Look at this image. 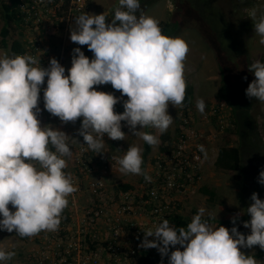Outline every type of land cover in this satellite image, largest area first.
Listing matches in <instances>:
<instances>
[{"label": "clouds", "instance_id": "1", "mask_svg": "<svg viewBox=\"0 0 264 264\" xmlns=\"http://www.w3.org/2000/svg\"><path fill=\"white\" fill-rule=\"evenodd\" d=\"M247 14L259 44L264 45V10L251 8ZM107 17L105 12L83 11L75 18L70 40L86 45L93 57L74 48L67 75L56 58L42 67L40 57L0 54V231L31 238L58 230L68 197L78 191L65 169L73 156L72 145L79 142L52 125L41 126V91L43 108L63 124L82 118L77 134L85 143L79 144L96 154L104 153L105 136L125 140L128 135L122 131V121L136 138L158 145L159 136L144 129L163 134L173 123L169 105L177 108L183 104L184 62L189 52L186 40L164 35L159 21L141 11L140 0H118L110 23H106ZM248 71L255 79L248 84L246 96L264 102V62L254 61ZM107 84L121 96L94 87ZM124 96V111L117 113L114 106ZM196 108L205 113L203 98L196 101ZM198 149L207 155L204 145ZM142 151L139 145H129L114 159L122 174L142 175L151 182L142 168ZM258 183L264 186V168ZM250 199L246 213L251 219L243 222L250 234L241 233L236 226L213 225L210 216L205 218L206 209L200 207L186 227L162 218L143 231L139 247L157 249L161 264L165 257L167 264H257L254 255L241 251L257 245L264 250V199L256 192ZM238 219L239 214L232 217L233 225ZM15 255L14 250L0 246V264Z\"/></svg>", "mask_w": 264, "mask_h": 264}, {"label": "built area", "instance_id": "2", "mask_svg": "<svg viewBox=\"0 0 264 264\" xmlns=\"http://www.w3.org/2000/svg\"><path fill=\"white\" fill-rule=\"evenodd\" d=\"M86 6V0H20L21 25L27 36L21 42L22 51L15 54L40 57L41 66L47 67L51 54L49 39L58 34L62 26L68 31L72 17L83 12ZM42 87H46V82ZM42 94L41 91L40 96ZM215 104L210 113L203 116L206 123H212L216 106L228 113L225 102ZM192 113L189 110L187 115L182 114L173 149L152 167L151 185H145L142 190H110L105 177L119 170L115 157L108 152L96 154L87 150L86 145H81L85 143L82 140L73 158L75 173L72 178L78 191L68 197L71 219L60 224L54 232L41 233L40 246L33 255L35 262L135 264L139 261L138 255L146 250L155 252L162 259L157 249L139 247L144 238L143 231L162 218L170 222L186 194L201 185L206 156L198 146L204 145L207 153L206 141L215 138L217 132H223L227 124L226 119L220 120L216 130L207 135L195 125ZM41 114L42 110L38 116L40 121ZM93 158L96 162H92ZM93 174L97 176L93 177ZM87 193L91 199L83 204L82 197ZM163 260L167 262L166 257Z\"/></svg>", "mask_w": 264, "mask_h": 264}, {"label": "rangeland", "instance_id": "3", "mask_svg": "<svg viewBox=\"0 0 264 264\" xmlns=\"http://www.w3.org/2000/svg\"><path fill=\"white\" fill-rule=\"evenodd\" d=\"M86 1L87 6L84 12L87 11V13L91 14H102L105 12L108 15L106 23L111 22V16L114 14L115 7L118 6V0ZM140 4L141 11H143L146 15H150L156 18L159 23H161L162 21L172 22V19L175 15L177 17L180 16L179 13L181 8V0H140ZM251 8L264 10V0H257L255 5ZM247 10L248 9L244 10L243 12H241V14L248 17ZM190 23V26L177 31L173 37H182L189 45V52L184 62V78L186 84H192L194 87L195 101L193 118L195 125L205 130L207 135H209L211 134V130H216L217 123H206L203 120V116L205 113H207L208 107L212 105V101L217 99L216 94L220 86V70L215 58V52L210 48L211 43L202 37L201 31L195 26L197 22L192 20L190 21ZM174 24L177 26L176 23ZM3 25L4 21L0 12V54L7 53L8 55H12L13 52L11 50V46L13 44V41L19 39L22 42L24 40V37L27 35L22 28L21 23H15L11 30V34L7 38L8 45L4 46L1 42V40L3 39L1 33ZM72 27H75V25L71 23L69 30L66 31L62 26L59 33L49 39L50 42L51 39L54 38L52 40L53 45H49V49L50 52L54 53L53 58H56L58 62L65 67L66 75L68 74L67 69L71 67L72 50L76 47H80L86 55V50L88 49L86 45L81 46L70 40V32ZM248 39L250 57L252 58L253 62L256 60H261V58L264 57V45L259 44V37L255 35L254 28L249 30ZM92 57L93 54L91 52V58ZM212 70H214V74L211 72ZM253 79H255V77H253ZM94 87L98 91H110L117 97L121 96L120 91L113 89L111 84ZM42 98L43 94L41 95V101L39 104V107L42 110L41 121L43 126L52 125L53 127L58 128V125L61 123V121L58 117L52 116L43 108ZM200 98H203L206 103L204 114H201L196 108V101ZM126 99V96L122 97L121 102L117 103V105L114 106V110L116 111V109L119 108L120 113H122L124 111L123 100ZM261 105V109H264V102H261ZM180 110H182V105L176 108L170 104L168 108L169 114L173 117V123L170 125L167 131L172 132V141L174 140L173 142L177 140L176 138L178 136V134L176 133V127H179L180 125ZM81 119H78L75 123H67L69 127H71V129L67 130L70 131L72 135L76 134V129L80 128ZM257 121L258 126L255 130L250 131V133L247 135L248 137L246 135H243L235 138V142L239 141L238 143L241 145L243 170L241 168L239 171H224L218 169L215 165V161L218 156V150L221 145L225 143L227 132H217V136L215 138H211L210 140L206 141L207 155L205 160V179L203 180L201 185L198 184L187 193V197L184 198V200L180 204L181 206L179 213L192 217L197 214L200 207H204L206 209L205 217L210 216L212 219H224L228 214H232L229 211V209L231 208L246 213L244 211H246V208L252 203L250 197L253 192L257 193L259 191V198L264 199V195H261L264 191V186L263 190H260V184L258 183L259 172L261 168L264 167V115L259 114ZM121 123L122 131H124L126 135H128L126 136L125 140L114 141L110 140L109 138L105 140L103 151L108 152L111 157L122 156L123 151H126L129 145H139L143 149L144 142L132 135V133L129 131V128L127 126L125 127V122L122 121ZM139 129L140 126L138 125L137 130ZM153 134L159 136V140L161 143L162 134H159L158 130L156 129H153ZM79 138L80 139L78 140V142L80 143L83 137L79 136ZM160 143L156 146H153V151L148 161L145 164L143 162L142 168L147 172L148 175H150L154 163H157V159L160 156ZM111 144L114 146V148L111 147ZM235 144L232 143V145ZM116 172L117 174H121L119 170ZM236 175H239L240 177L238 178L236 177ZM143 180L144 177L142 175L128 174L124 175L123 178H117L116 184L117 187H119L122 184L129 183L134 188L139 189V187H141V184H143ZM202 186H206L210 190H213L215 192V197L211 199L209 195L204 194L201 191ZM89 199L90 197L88 195L83 196V204H87ZM243 200H245L246 202ZM9 207L11 209V205H9ZM250 219V215L245 214L243 220L239 218L235 225L222 224V226H225L228 229L236 226L238 228V231H240L241 233L250 234V228L243 227V222ZM230 222H232V217ZM211 223L213 225H218L216 222ZM39 235L40 233L31 238H21L17 236L15 231L8 234L6 233V236L3 237L4 239L0 241V246H3L8 250H14L16 252V255L10 261H7L6 264H24L26 262L30 264H37L35 262V256H33L35 253L34 249L25 250L24 243H26L27 245L28 240L32 239V241H30V244L34 246V248H38L40 246L38 237ZM258 248L259 246L257 245L253 246V248L251 249H241V251L244 252L245 255H248L251 253H255ZM256 259L257 264H264V256ZM135 264L143 263L141 261H136ZM163 264H167V262L163 261Z\"/></svg>", "mask_w": 264, "mask_h": 264}, {"label": "trees", "instance_id": "4", "mask_svg": "<svg viewBox=\"0 0 264 264\" xmlns=\"http://www.w3.org/2000/svg\"><path fill=\"white\" fill-rule=\"evenodd\" d=\"M256 2L257 0H181L180 16L177 17L175 15L172 22L162 21L159 23L162 33L173 37L177 31L190 26V21L197 22L195 26L201 31L202 37L211 43L210 48L215 52V58L220 70V86L216 94L217 99L212 101L213 103L208 107L207 112L210 113L211 108L216 105V101L225 102L228 108L227 113L216 106L217 113L211 116V122L213 123L219 124L222 119H226L227 123L222 129L223 132H227L225 143L219 148L215 161L216 167L224 171H239L241 168L243 170L242 149L238 143L239 141L235 142V138L243 135L247 136L250 131L255 130L258 126L257 118L261 113V102L256 100V98L250 99L246 96L248 84L252 82L254 77L248 71V66L253 62L248 46V32L254 27L251 19L241 14L244 10L253 7ZM19 3L20 0H0V12L4 21L1 31L3 36L1 42L4 46L8 45L7 38L11 34L13 25L22 22ZM78 15L72 17L73 25H75L74 21ZM22 49L21 40H14L11 46L12 52L18 53ZM86 56L91 59V51L88 49L86 50ZM260 61L264 62V57ZM194 99V87L188 83L186 84L185 100L179 113V122H182V114L187 115L189 110L193 112L192 118L194 117ZM116 112L120 113L119 108L116 109ZM145 131L153 133L151 128H146ZM178 131L179 127L177 126V134ZM172 139L171 131L162 134L158 161L173 149L177 140L173 142L174 140L172 141ZM232 143L236 144L232 145ZM152 151L153 146L144 142L142 153L144 164L148 161ZM92 162H96V159L93 158ZM236 177L239 178L240 176L236 175ZM147 184L151 185L150 182L144 179L139 190H142ZM133 188L131 184H122L118 187V190ZM201 191L209 195L211 199L215 197V192L206 186H202ZM257 193L259 194V191ZM261 195H264V191ZM180 206L178 204V210L171 216L170 223L175 224L177 227H186L192 217L179 213ZM229 211L232 214H228L224 219L211 218L210 223L232 225L233 223L230 222L231 217L239 214V218L243 220L244 215L247 214L233 208L229 209ZM70 219V213L66 208L62 213L61 225L68 223ZM248 255H254L255 258H259L264 256V250L258 248L255 253ZM138 256L139 261L143 264H161L162 259L155 252L146 250L142 251ZM24 264L30 263L26 262Z\"/></svg>", "mask_w": 264, "mask_h": 264}, {"label": "crops", "instance_id": "5", "mask_svg": "<svg viewBox=\"0 0 264 264\" xmlns=\"http://www.w3.org/2000/svg\"><path fill=\"white\" fill-rule=\"evenodd\" d=\"M87 12V11H86ZM54 39V38H53ZM53 39H51V41L49 42V45H53V42H52V40ZM56 44V43H55ZM51 54H50V58H53L54 57V53L53 52H50ZM213 74L215 73L214 72V70H212L211 71ZM194 101H195V99H194ZM261 107H262V105H261ZM264 109H261V113L260 114H263L264 115V111H263ZM126 123V122H125ZM125 125V127H126V124H124ZM58 128L60 129V130H62V131H64L67 135H69L70 137H73V138H75V139H77V140H79L80 138H79V136L77 135V130L78 129H76V134H73L72 135V133H70V131H68L67 129H71V127H69V125L68 124H63L62 122L58 125ZM153 130V129H152ZM67 131V132H66ZM73 147H72V151H73V156H72V158L71 159H69L68 161H67V168L65 169V171L66 172H68V173H70L71 175H73L75 172H74V162H73V158H74V156H75V154H76V150H77V147L79 146V143H77V145H72ZM111 147L112 148H114V146L111 144ZM264 168V167H263ZM95 176H97V174H93V177H95ZM205 174H204V179H205ZM124 177V174H117V172L115 171L114 173H112V174H110L109 175V177L107 178H105L106 179V181H107V183H108V186H109V188H110V190H118V187H117V184H116V182H117V178H123ZM203 179V180H204ZM125 182H127V181H125ZM125 184H129V183H125ZM260 188H261V190L263 189V186L262 185H260ZM6 233L8 234L9 232H7V231H0V241L1 240H3L4 238L3 237H5L6 236ZM40 235H41V233H40ZM38 236L39 237V242H41L40 241V237L41 236ZM30 241H32V239H29L28 240V243H27V245H26V243H24L25 244V250L27 249V250H31V249H34V252H35V250L36 249H38V248H34V246H32L31 244H30ZM27 254H30V253H27ZM32 255V254H31Z\"/></svg>", "mask_w": 264, "mask_h": 264}]
</instances>
